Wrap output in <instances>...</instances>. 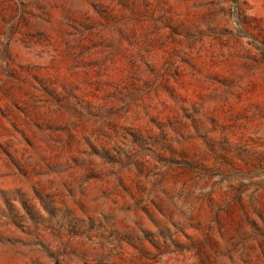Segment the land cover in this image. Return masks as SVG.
<instances>
[{
  "label": "rangeland",
  "instance_id": "1",
  "mask_svg": "<svg viewBox=\"0 0 264 264\" xmlns=\"http://www.w3.org/2000/svg\"><path fill=\"white\" fill-rule=\"evenodd\" d=\"M0 264H264V0H0Z\"/></svg>",
  "mask_w": 264,
  "mask_h": 264
}]
</instances>
